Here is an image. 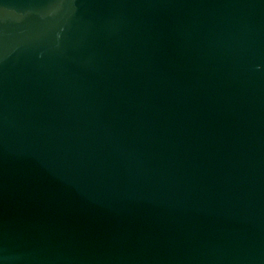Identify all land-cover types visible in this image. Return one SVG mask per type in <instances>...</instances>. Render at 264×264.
Here are the masks:
<instances>
[{
	"label": "water",
	"instance_id": "1",
	"mask_svg": "<svg viewBox=\"0 0 264 264\" xmlns=\"http://www.w3.org/2000/svg\"><path fill=\"white\" fill-rule=\"evenodd\" d=\"M0 264H264V0H0Z\"/></svg>",
	"mask_w": 264,
	"mask_h": 264
}]
</instances>
